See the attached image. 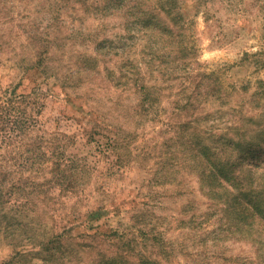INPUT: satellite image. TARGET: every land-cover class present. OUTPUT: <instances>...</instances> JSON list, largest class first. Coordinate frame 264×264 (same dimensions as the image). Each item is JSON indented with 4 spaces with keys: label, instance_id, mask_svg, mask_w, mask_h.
I'll return each instance as SVG.
<instances>
[{
    "label": "rangeland",
    "instance_id": "obj_1",
    "mask_svg": "<svg viewBox=\"0 0 264 264\" xmlns=\"http://www.w3.org/2000/svg\"><path fill=\"white\" fill-rule=\"evenodd\" d=\"M117 254L264 264V0H0V264Z\"/></svg>",
    "mask_w": 264,
    "mask_h": 264
},
{
    "label": "trees",
    "instance_id": "obj_2",
    "mask_svg": "<svg viewBox=\"0 0 264 264\" xmlns=\"http://www.w3.org/2000/svg\"><path fill=\"white\" fill-rule=\"evenodd\" d=\"M216 142H220V143H214L213 145H208L209 147H207V148H210L211 150H212V154L214 153V152H219L220 150L217 148V146L219 147V145H221V139H218V140H216ZM217 145V146H216ZM212 146V147H211ZM218 149V150H217ZM225 164H227L226 162H223L222 163V165L220 166V167H218L217 168V166L218 165H210V164H207V165H204L203 163H201V165L203 166V171L204 172H207V173H209V176L210 175H213L215 178L217 177V176H219V174H221L222 173V170L221 171H219V168H223V165H225ZM217 168V169H216ZM257 200H259L258 198H256ZM121 254V253H120ZM116 255V256H113V257H110V259H111V261H114L115 263H113V264H136V263H134V262H130L129 260H127L126 258H124V257H121L122 255ZM120 256V257H119ZM122 262V263H116V262ZM137 264H139V263H137Z\"/></svg>",
    "mask_w": 264,
    "mask_h": 264
}]
</instances>
